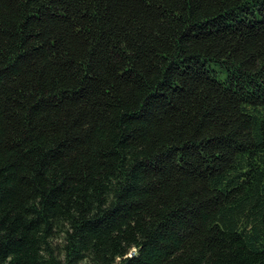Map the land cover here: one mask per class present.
I'll list each match as a JSON object with an SVG mask.
<instances>
[{
    "label": "trees",
    "instance_id": "1",
    "mask_svg": "<svg viewBox=\"0 0 264 264\" xmlns=\"http://www.w3.org/2000/svg\"><path fill=\"white\" fill-rule=\"evenodd\" d=\"M0 264H264V0H0Z\"/></svg>",
    "mask_w": 264,
    "mask_h": 264
}]
</instances>
